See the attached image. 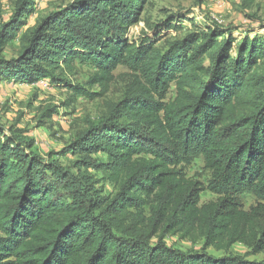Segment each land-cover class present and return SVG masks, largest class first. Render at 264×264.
<instances>
[{
	"label": "trees",
	"instance_id": "obj_1",
	"mask_svg": "<svg viewBox=\"0 0 264 264\" xmlns=\"http://www.w3.org/2000/svg\"><path fill=\"white\" fill-rule=\"evenodd\" d=\"M149 1L73 0L25 29L38 0H19L0 27V80L67 83L78 63L93 66L88 85L101 90L67 83L72 111L79 95L105 96L119 66L131 76L111 114L57 153L76 156L70 164L0 128V264H264L248 258L264 252V39L243 38L236 55L219 28L167 48L132 42ZM56 113L48 106L40 121ZM198 157L208 184L185 171ZM206 190L216 198L203 202ZM179 234L198 236L202 251L169 246ZM237 243L248 254L206 251Z\"/></svg>",
	"mask_w": 264,
	"mask_h": 264
},
{
	"label": "rangeland",
	"instance_id": "obj_2",
	"mask_svg": "<svg viewBox=\"0 0 264 264\" xmlns=\"http://www.w3.org/2000/svg\"><path fill=\"white\" fill-rule=\"evenodd\" d=\"M71 1L73 0H38L35 12L26 19L25 29ZM18 2L19 0H0V27L10 21ZM209 28H219L224 32V38L232 36L235 40L232 54L236 55L243 38L264 39V0H150L142 14V21L130 27L126 36L132 42L140 44L148 40L160 48H167L173 40L183 39L189 34L207 31ZM19 47V41L15 40L6 46L3 55L6 58L15 57ZM93 73V66L78 63L76 71L67 73L65 78L71 85L85 86L91 92H100L99 86L92 88L88 85ZM115 75L116 78L105 96L92 100L79 95L73 111L63 106L71 94L67 83L53 84L45 79L30 85L0 80V128L5 135H14L24 142L35 140L32 151L45 162L57 160L63 165L70 164L76 160V156L57 153L78 138L82 131L107 118L114 104L122 98L131 78L130 71L119 66ZM175 96L176 88L173 86L168 98ZM48 106L55 107L57 113L46 123H42L40 116ZM204 165V158L198 157L185 171L189 177L208 184L211 174L205 170ZM106 189L108 193L114 191L109 183ZM216 196L206 190L202 193V201L215 199ZM242 200L246 208L257 202L256 197L248 192L242 195ZM165 240L169 246L182 252H200L203 249V240L198 236L183 239L180 234L168 235ZM154 242L156 239L152 240ZM206 251L220 258L228 254L243 256L248 254L249 249L237 243L229 252L214 248ZM248 258L263 261L264 252Z\"/></svg>",
	"mask_w": 264,
	"mask_h": 264
},
{
	"label": "built area",
	"instance_id": "obj_3",
	"mask_svg": "<svg viewBox=\"0 0 264 264\" xmlns=\"http://www.w3.org/2000/svg\"><path fill=\"white\" fill-rule=\"evenodd\" d=\"M43 80H45V79H41V80H39L38 82H36L35 84H37V83H39L40 81H43ZM33 85V84H32Z\"/></svg>",
	"mask_w": 264,
	"mask_h": 264
}]
</instances>
